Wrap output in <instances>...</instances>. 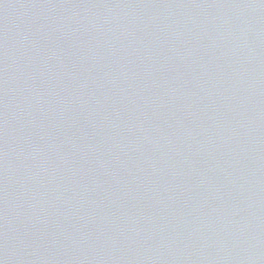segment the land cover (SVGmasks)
Wrapping results in <instances>:
<instances>
[{
  "label": "water",
  "instance_id": "water-1",
  "mask_svg": "<svg viewBox=\"0 0 264 264\" xmlns=\"http://www.w3.org/2000/svg\"><path fill=\"white\" fill-rule=\"evenodd\" d=\"M0 264H264V0H0Z\"/></svg>",
  "mask_w": 264,
  "mask_h": 264
}]
</instances>
